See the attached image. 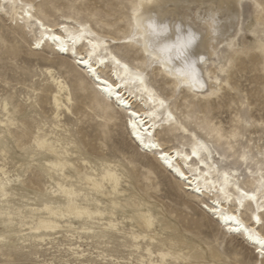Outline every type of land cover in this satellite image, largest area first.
<instances>
[{
	"label": "snow or ice",
	"instance_id": "6c2138e0",
	"mask_svg": "<svg viewBox=\"0 0 264 264\" xmlns=\"http://www.w3.org/2000/svg\"><path fill=\"white\" fill-rule=\"evenodd\" d=\"M231 2L223 0V4L218 6L214 3L210 15L198 19L196 24L186 29L182 24L174 25L175 30L182 33L174 42H168L169 24L145 18L139 11L142 5L136 3L128 5L131 9L129 26L117 40L101 34L100 24L94 22L98 19L95 16L90 15L87 20L72 19L66 12L45 16V10L51 5L43 0L39 4L19 5L15 0H3L0 13L19 7L22 14L18 18L27 22L30 49L50 52L54 63L45 70V75L56 87V121L61 110L71 112L73 89L68 85L73 79L83 76L90 84L93 97L88 113L107 125L113 115L111 105H115V109L126 116L125 128L130 129L128 134L136 148L144 154L150 151L161 167L174 174L182 190L191 189L200 209L216 218L221 232L212 245L213 250L225 251L229 241L240 238L245 249L252 252L250 260L238 255L229 260L212 259L207 264H264V138L258 146L249 144L247 137L241 135L248 126L246 119L238 116L234 125H220L203 107V103L221 95L227 83L221 77L228 71L231 61L218 64L214 78L212 73L205 75L210 57L196 50L201 45L207 46L205 32L209 40L217 36L220 24L218 13L227 15ZM255 7L260 23L252 35L258 49L264 52V0ZM229 35L233 39L224 36L226 43L221 47L234 49L239 36L235 26ZM8 47L6 42L0 41V48L7 50ZM66 57L71 63L57 72L55 69ZM76 94L79 96V92ZM181 94L189 96V100L184 102L183 110H177L174 105ZM9 107L7 99L0 98V112L4 113L0 129L16 126ZM42 127L47 129L48 124ZM50 139L46 131L35 130L31 150L39 155L34 156V160L47 158L46 154L53 149ZM6 156L5 146L0 148V163ZM121 159L129 170L135 167L129 158ZM80 163L86 170L91 168L87 159H82ZM42 167L59 177L61 170L68 165L56 160ZM113 168L112 165H105L103 179L91 174L85 178L86 190L91 191L92 197L103 198L101 194L106 190L115 192L122 179H127L121 170ZM150 176L151 173L145 170V180ZM20 182L19 176L10 179L7 170L0 166V230L3 232L0 234V245L8 244V232L17 218L11 206L5 205L12 198L11 185ZM49 192L72 206L70 210L47 208L50 219H58L64 214L65 220L74 216L89 222L95 220L101 228L109 231L119 230V222H107L111 218L110 210L117 208L115 203L106 206L97 199L88 204L91 197L85 196L76 187L67 186V183L63 187L55 185ZM81 202L86 206L82 207ZM152 211L151 205L143 203L136 210L133 223L138 219L147 234H132L134 259H101L96 264H175L174 258L170 259V252L157 248L156 240L151 238L154 226L161 219L160 216H153ZM50 226L56 227L54 224ZM150 241L153 247L146 246ZM140 243H144L145 247H135ZM74 251L79 253L83 250L77 248ZM8 264L38 262L19 260L9 261Z\"/></svg>",
	"mask_w": 264,
	"mask_h": 264
},
{
	"label": "rangeland",
	"instance_id": "374dc122",
	"mask_svg": "<svg viewBox=\"0 0 264 264\" xmlns=\"http://www.w3.org/2000/svg\"><path fill=\"white\" fill-rule=\"evenodd\" d=\"M22 2L39 4L41 0ZM43 2L51 5L45 10L47 17H52L57 12H66L72 19L87 20L90 15L97 17L94 22L100 24L101 34L111 36L115 40L128 29L131 11L128 5L139 4V0ZM260 2L261 0H242L239 36L236 38L234 49L220 48L206 67L207 74L212 73L216 78L218 64H223L226 60L231 61L228 71L221 77L226 79L227 83L219 97L203 103L211 119L220 125H234L238 116L246 119L248 126L241 135L247 137L249 144L257 146L264 138V52L256 46L252 31L260 23L255 7ZM18 20L12 14L0 13V41L9 45L7 50L0 48V98L7 99L9 111L16 124L11 127V133L8 129H0V148L6 146L7 150L6 159L0 166L7 170L10 179L19 176L21 180L20 183L11 185L12 198L5 205L7 207L10 204L12 210L17 213V218L8 232V244L0 245V264L19 260L36 261L38 264H96L101 259H134V247L128 232L132 231V228L142 230L138 219L133 223L141 203L151 205L154 209L153 216L161 217L154 227L158 241L156 247L182 254L180 258L174 259L175 264H207V261L212 259L229 260L238 255L250 260L252 252L245 249L240 238L229 241L225 251L213 250L212 245L219 237L221 227L212 216L200 209L193 194L182 190L179 181L161 167L152 154H144L136 148L124 127L125 118L115 109V105H111L113 115L107 125L88 113L93 97L90 94V84L83 76L73 79L69 84L73 89V114L64 111L63 126L56 131L57 137L70 147L76 159L85 157L97 167H100L103 161L110 162L127 175V179H122L124 194H116L115 198L118 201L115 216L121 222L123 234L111 236L99 223H92L88 226L95 234L76 233L73 229L65 227L67 231H56L58 234L55 233L52 239L41 243L34 241L29 230L21 227L22 220L28 221L27 223L32 221L33 213L29 207H39L46 202L62 199L52 198L46 192L37 191V187L52 186L50 176L57 175L42 167L45 158L34 160L33 157L39 154L31 150L35 130L43 124H48L47 131H50L49 126L54 121L52 93L55 86L45 75V70L50 68L54 61L49 51L37 52L30 49L26 35L27 26L20 27ZM70 63L71 60L66 57L55 70L60 72ZM64 75L67 77L68 74ZM188 100L189 96L178 95L174 107L183 110L184 102ZM3 119L4 113L0 112V120ZM121 157L129 158V162L135 167L129 170ZM145 170L151 173L147 180L144 178ZM73 175L79 181L75 172ZM102 197L99 199L104 205L110 206V199ZM73 223L76 226L82 224L75 219ZM0 234H3L2 230ZM71 234L74 236H69ZM80 235L82 239L79 240ZM78 244H81L80 249L86 254L81 259L70 249Z\"/></svg>",
	"mask_w": 264,
	"mask_h": 264
},
{
	"label": "bare ground",
	"instance_id": "6f19581e",
	"mask_svg": "<svg viewBox=\"0 0 264 264\" xmlns=\"http://www.w3.org/2000/svg\"><path fill=\"white\" fill-rule=\"evenodd\" d=\"M2 2H3V0H0V3H2ZM241 2H242V0H232L231 6L227 9V15H220L218 13V19L220 21V24H219V27L217 29V36L213 37L211 40H209L208 39V33L205 32V40L207 42V46L205 47L204 45H201L200 48H198L196 50L199 52V54L208 56V57H210V60H213L214 56L218 53L219 49L223 48V47H221V45H225V43H226L225 40L223 39V37L228 35L229 40L233 39V37L230 36L229 33H231L233 31V26H235V29L238 32V27H239V23H240V16H241ZM15 3L17 5L27 4V3L22 2V0H15ZM214 3H216L218 6L219 4H223V0H139V4L142 5V7H140L139 11L141 13H143V16L145 18H153V19H156L158 22L162 21V22L168 23L169 28H170V31L168 33V36H169L168 42H174L176 40L177 36L182 34V33H179L175 30V28L173 27L174 25L182 24V27L186 29L190 25L196 24L198 19L202 20V18H205L206 16L211 14ZM8 13L12 14L13 16H16L17 20H18V15L22 14L19 7L11 9ZM237 17H239L238 22H237ZM17 24L20 27L27 26L26 20L21 21L19 19L17 21ZM93 31H95V30L93 29ZM113 40H115V39H113ZM214 47L216 49L215 51H213ZM47 69H49V68H47ZM201 70L205 71V69H201ZM205 75H207V70L205 71ZM50 82L52 83L51 79H50ZM53 86H55V85L53 84ZM56 98H57V92H56V87H55V90L52 93V103H53V106L55 108L54 116H53L54 121H53V124L51 126H49L50 131H47V129H45V128L39 127L41 132H45V131L47 132V135L51 138L49 140V143L53 144V149L46 154L47 158H45L46 161L44 162V164L49 163V162H54L56 160H61L62 162H65L68 165V167H65L61 170V174L59 177L58 176L54 177L53 175L50 176L51 183L53 184L52 186L50 185V186L44 187V188L37 187L36 189H37V191H40L42 193L46 192V194H49L53 198L56 196L52 195L49 192V189L53 188L55 185H60L61 187H63L67 183V186L76 187L78 191L84 192L85 196L91 197V199L88 201V204H90L94 200L98 199L99 203L104 205V203L101 201V199H99V197H92L91 191L86 190L87 184L85 183V178L89 174H91V175L96 176L98 179H103L104 172H105V165L114 166L113 170H116L117 168L115 167L114 164H112L110 162H105V161H103L101 163L100 167H97L95 164L91 163L88 160L89 165H91V168L87 169V170L84 169L80 165L81 163L78 164L79 161H81L82 159H86V158L80 157V158L76 159L77 157L75 154H73L71 152L70 147H68L67 145L62 143L61 139L57 137L56 131L62 129V126H63L62 125V118H63L62 116H63L64 111L63 110L60 111V113H59L60 118L58 121H56L55 120V118L57 116V111H56L57 100H56ZM119 113H120V111H119ZM69 114H73V109L71 110V112ZM124 118H126V116H124ZM0 121H3V120H0ZM124 127H125V121H124ZM126 131H127V133H129L130 129H126ZM8 132L11 133V127L8 128ZM128 136H129V134H128ZM129 138L132 140V138L130 136H129ZM132 142H133V140H132ZM148 153L151 154L150 151ZM74 172L78 175L79 181L73 175ZM172 175L174 176V174H172ZM78 182H80V184ZM122 182H123V180H122ZM187 191L189 193H191V189H188ZM116 194H119V195L124 194V190H122V183H121L120 187L115 192H112L111 190H106L105 192H103L101 194V196H104L105 198H109L110 199V205L115 203L118 207V201L115 199ZM194 198H196V197L194 196ZM61 200H63V199H60V201L54 200V201L46 202L42 206H39V207H36V206L29 207L30 212L33 213L32 221H31V223H27L28 221L25 222L24 220H22L21 221V227H25V229L29 230V233L32 234L34 241L41 243V242H45L46 240L52 239V236L56 233V231L63 230V229H65V227H67L69 229H73L74 230L73 232H76V233H82V234L85 233L88 235L93 233V230L87 231L85 229H91L88 226L89 224L99 223V222H96L95 220H93L92 222H89L87 220H79L78 218H76L74 216L65 220L64 214H61L60 218L55 219V220H52L49 218L48 213H47V208H53V210H55L56 208L65 209V210L71 209L72 206L69 205V203L67 201L63 200V202H61ZM81 206L83 207L86 205L84 204V202H81ZM20 216H21V214H20ZM110 216H111V218L108 219V221H107L108 223L119 222V224H121V222L118 219H116L115 209L110 210ZM28 219H30V218H28ZM73 219L79 220V222H82V224L79 226H76L73 223ZM213 219L216 220L215 217H213ZM139 223H140V226L142 227V230L139 231V230H135L132 228V231L128 232V236L130 238H131L133 233H135L136 235H139V236L147 234L144 230V226L141 224L140 221H139ZM52 224H54L56 227H54V228L51 227L50 225H52ZM218 225L221 227L220 224H218ZM107 231H109V230H107ZM117 233L123 234V228L121 227V225H120L118 231H109V234H111V236H114V234H117ZM56 234H58V233H56ZM156 235H157V233H155L154 229H153L152 233H151V238L156 240V243H158V241L156 239ZM69 236L73 237L74 235L71 234ZM90 237H92V236H90ZM78 238H79V240L82 239V235L78 236ZM80 245L81 244H78L74 247H70V249L71 250H75L77 248L80 249ZM132 246L134 247L133 244H132ZM146 246L147 247H153L151 241ZM135 247L143 248V247H145V244L143 245L142 243H140V244L136 245ZM159 249H164V248H159ZM167 250L170 252V259L171 258H174V259L180 258V256L182 255L180 252L172 251L169 249H167ZM73 253L76 255V257H78L80 259L84 258V256L86 255L84 253V250L82 252H79V253L74 251ZM102 257L106 258V256L105 257L102 256Z\"/></svg>",
	"mask_w": 264,
	"mask_h": 264
}]
</instances>
